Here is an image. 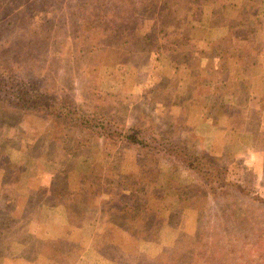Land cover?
I'll return each mask as SVG.
<instances>
[{
    "label": "rangeland",
    "instance_id": "obj_1",
    "mask_svg": "<svg viewBox=\"0 0 264 264\" xmlns=\"http://www.w3.org/2000/svg\"><path fill=\"white\" fill-rule=\"evenodd\" d=\"M21 2L29 10L16 18L50 37L35 43L28 80L75 106L76 118L107 122L113 137L52 105L0 102V217L14 214L0 264H264V0H204L200 14L199 2L166 0L169 27L164 2L143 0L141 21L115 37L75 26L95 0L45 16L49 0ZM15 8L2 18L13 22ZM150 24L159 31L143 34ZM118 129L144 133L145 145ZM165 142L229 168L230 184H202ZM122 206L129 223L111 217Z\"/></svg>",
    "mask_w": 264,
    "mask_h": 264
},
{
    "label": "trees",
    "instance_id": "obj_2",
    "mask_svg": "<svg viewBox=\"0 0 264 264\" xmlns=\"http://www.w3.org/2000/svg\"><path fill=\"white\" fill-rule=\"evenodd\" d=\"M15 1H19L17 5H20L21 8H19L17 12H15L14 18H16L18 14L22 13L24 10H29L21 5V0ZM49 1L51 3L48 4V6H42L43 8L40 9L44 16L45 14L47 15V13H49L51 8H55L57 3L60 5V9H62L64 3H67V0ZM89 1L92 0H83L81 7L85 6L86 4L91 5ZM145 1L150 2V7H154V5L157 4V0ZM162 1L164 3L159 7L162 9V13L164 14L162 21L167 27H169L168 15L171 14L172 10L169 8L166 0ZM194 1L199 2L195 9L200 11L199 14L202 13L206 3L204 2V0ZM14 3L15 2H11L10 0H0V97L3 94L8 97L7 99H1L0 102L5 103V101H9L13 103L9 105H13L14 108L22 107L30 109L31 107H33L44 110L46 112H50V108L52 105L56 107V109H59L53 110L57 111L56 116L64 117L68 115L69 120L75 121L76 125L77 123H79L80 125L85 126L87 130L97 132L98 135L106 134L107 136L113 137V133L109 132L110 126L109 124H106L107 122L97 119H90L88 118V116L83 115L76 118L74 114L78 111L76 110L75 106L67 103L65 100L59 98L54 93H51V90L48 87H34L33 83L28 80L30 78L29 75L32 73L29 65L34 64L37 66L38 63V59H33L35 57V51H37L35 48V43L40 41L48 42L50 37L48 35L44 37L41 34H38V26L35 23L32 24L31 20H29L30 18L25 19V17H18L13 22H11V20L9 19L4 20L2 18V14L5 13L6 15L8 13L7 15H10V13L15 8L13 5ZM184 3L185 4L181 6L183 8V11L186 14L192 13L191 11L193 7L188 6L186 2ZM18 6H16L15 9H17ZM146 8L148 7H145L143 5V0H137L136 2H134L133 0H95V7L90 8V10L88 11L90 15L89 19H87V21L85 22H78L79 19H76L75 26H81L82 33L84 34L86 31L87 34H104V36H108L109 34H111L115 37L120 34H125L130 25L140 22L141 19L137 16V9L144 10ZM55 9L57 10V8ZM156 11V9H153V11H151L148 15L150 16L152 15V13L154 15ZM26 13L27 12L25 11L24 15H26ZM140 15L142 16V14ZM41 19H44V17H42ZM166 19L167 22L164 21ZM171 19L176 22V20L173 19V16L171 17ZM2 22H7L8 27H6V25ZM83 23L86 24L87 28L83 29ZM181 24L182 23L179 22V26ZM136 28L137 27L134 26V31L136 30ZM5 29V34L7 35L2 36V32L5 31ZM138 29L139 28H137L136 33L138 32ZM158 31L157 27L150 24L146 32H144L143 34H156ZM139 33L140 32H138L137 34ZM23 34H28V38L26 40H24L25 37ZM88 37L89 36H85L83 39H88ZM98 39H101V36L98 37L96 35L95 43L98 42ZM7 53L9 54L8 58L10 59H7ZM28 57H31V61H28ZM23 70L25 73H22ZM17 72L21 73V75ZM63 103H65L64 106L62 105ZM72 113L74 116H70ZM114 135L122 140L126 139L127 141L129 140L145 145L143 143L144 140H142V138L138 136L141 135L143 137L144 133L142 132L137 134V132L133 131L132 129H130V131L126 129H118L114 131ZM147 145H149L148 149L151 151H160L157 146L151 147V144ZM165 145H167L166 149H168L170 152L175 151V153H181L182 157H187L190 159L189 163L193 170L197 173V178L202 182V184L207 185L211 189H223L227 184H230L229 168L223 165L214 164L204 155H192L188 152H183L181 147H179L178 145H173L170 143L167 144L166 142ZM57 176L59 175L57 174ZM60 191L58 190L56 194H61ZM116 197H118L117 194ZM6 211L7 212L0 217V222L3 223L0 224V238H5L7 236L5 238V241H11L14 236L8 237V232H12V226H10L7 222L13 221L11 215L14 214H10L9 210ZM111 217L115 218L118 222L129 223L132 221L129 217V210H127L125 206H122V208L120 209H116L111 214Z\"/></svg>",
    "mask_w": 264,
    "mask_h": 264
},
{
    "label": "crops",
    "instance_id": "obj_3",
    "mask_svg": "<svg viewBox=\"0 0 264 264\" xmlns=\"http://www.w3.org/2000/svg\"><path fill=\"white\" fill-rule=\"evenodd\" d=\"M0 257H3L2 254ZM15 257L16 258H23V259H30V257H28V255L24 254V253H21V252H18L17 254L15 253ZM31 260V259H30Z\"/></svg>",
    "mask_w": 264,
    "mask_h": 264
}]
</instances>
